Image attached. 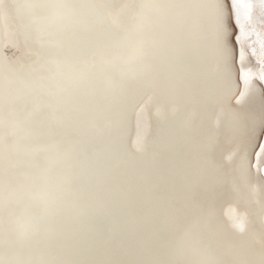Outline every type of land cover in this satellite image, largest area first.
<instances>
[{"label":"bare ground","instance_id":"obj_1","mask_svg":"<svg viewBox=\"0 0 264 264\" xmlns=\"http://www.w3.org/2000/svg\"><path fill=\"white\" fill-rule=\"evenodd\" d=\"M232 2L239 51L222 0H0V264H264V0Z\"/></svg>","mask_w":264,"mask_h":264},{"label":"water","instance_id":"obj_2","mask_svg":"<svg viewBox=\"0 0 264 264\" xmlns=\"http://www.w3.org/2000/svg\"><path fill=\"white\" fill-rule=\"evenodd\" d=\"M222 2H223V5H224V11H225V21H226V28L228 29V33H227V41L229 42V40L231 41L232 40V45L233 46H235V42H234V39L236 38V34H235V32L237 31V30H239L240 29V23L237 21V15H236V13H237V11H236V6H234V4H233V2H232V0H222ZM251 10V9H250ZM252 11V10H251ZM232 32H233V34H232ZM234 38V39H233ZM236 43H238V44H236V47L238 48V51H239V42H237V38H236ZM235 47V48H236ZM238 63V62H237ZM241 79V78H240ZM258 83H256V84H258L259 86H261V91L259 90V88L258 87H256L255 85L253 86V87H251L250 88V90H249V92L248 93H245L243 96H241V101H243V103H244V101H246L247 103L249 102V103H251L252 101L250 100L251 99V97H255V101H259L260 103H261V107H262V113H261V116H262V120H261V122H260V124H259V126H258V128H257V137H256V139L257 140H253L252 141V145L254 144L255 145V149H256V147L258 146V144H259V142H260V138H261V135H262V123H263V121H264V113H263V111H264V109H263V103H264V101H263V99H262V97H261V95H260V93H264V80H262V79H259L258 78ZM259 82L261 83V84H259ZM256 89V90H255ZM257 92H258V96L256 95L257 94ZM256 95V96H255ZM264 95V94H263ZM262 95V96H263ZM148 99H149V96L147 97ZM147 98H145V99H142L143 101H141L140 102V104L139 105H137V107H140V106H148V101L149 100H146ZM262 99V100H261ZM146 100V101H145ZM249 100V101H248ZM239 102H237L236 104H235V102H233V105L237 108V104H238ZM248 106V105H247ZM137 107L135 108L136 110H137ZM150 114H151V118H152V112L150 111ZM221 117V115H220V113L218 112H216V114H215V117H214V124H218V123H221L220 121V118ZM222 127V126H221ZM148 128H149V130L148 131H153V121L152 120H150L149 121V123H148ZM132 130H133V117H132V120H131V124H130V134H128V147L130 148V150L131 151H135L136 152V150H132L131 149V143H130V140H131V132H132ZM263 136V135H262ZM148 139H150V134H148V136H147V138H146V140H148ZM256 141V142H255ZM255 142V143H254ZM148 144H146V146H147ZM146 146H145V148H146ZM141 147H143L142 145L139 147L140 148V150L142 149ZM252 147V146H251ZM139 148H136V149H139ZM238 150L239 151H236V150H233L232 152H230V156H228L229 158H231V157H234V156H236V154H238V152H240V146H239V148H238ZM251 150V149H250ZM138 151V150H137ZM232 153H233V155H232ZM232 155V156H231ZM263 157H264V149L263 150H260L259 151V158H258V160H257V164H258V162L259 161H261L262 159H263ZM229 158H227V156H226V159H229ZM252 159L254 160V162H255V154H253V156H252ZM261 173H262V175L264 176V173L263 172H260V170H259V168H258V170H257V168H255V165L252 163V165H250V175H251V178H253V180H256V184H257V186H258V189H259V191H260V195H261V193L263 192L264 193V178H263V176L261 175ZM232 203V205H235V202L233 203V202H231ZM235 206H237V209L238 210H243L242 212H246L247 214H248V218H247V221H246V224H245V226H246V228H249L250 227V224H251V222H252V218H253V216H252V211L250 210V209H248V208H243L242 207V204L241 203H239V204H237V205H235ZM260 223H261V225H264L263 224V219L260 217ZM227 226H228V224H227ZM229 228V227H228ZM241 229H243V228H238V230H232V229H230L229 228V230L230 231H233L234 233H240L239 231H242Z\"/></svg>","mask_w":264,"mask_h":264},{"label":"rangeland","instance_id":"obj_3","mask_svg":"<svg viewBox=\"0 0 264 264\" xmlns=\"http://www.w3.org/2000/svg\"><path fill=\"white\" fill-rule=\"evenodd\" d=\"M232 34H233V32H232ZM249 37L252 38L251 36H249ZM250 38H249V40H250ZM258 39H259V38H258ZM253 41H254V40H253ZM253 41H252V42H253ZM254 42H256V41H254ZM250 43H251V42L249 41V42H244V44H242V43H241V44H242L243 47H248L247 44L250 45ZM245 44H246V45H245ZM256 44H257V43H256ZM256 44H255V46H256ZM244 45H245V46H244ZM250 46H251V45H250ZM256 47H257V46H256ZM249 53H252V52L249 51ZM253 55H254V54H253ZM253 59H254V60H253L254 62H252L251 65L248 67V71H247V73H248V76H250L252 79L257 80L258 67L261 68V66H259V62L255 59L254 56H253ZM251 60H252V59H251ZM255 63H256V64H255ZM254 66H255V68L257 67V68H256L257 70L254 68ZM251 69H252V71H251ZM249 70H250V71H249ZM259 71H260L259 75H263V77H262V76H259V75H258V77H259V78H263L262 80H264V69L261 68V70L259 69ZM250 73H251V75H250ZM262 129L264 130V124H263V126H262Z\"/></svg>","mask_w":264,"mask_h":264}]
</instances>
